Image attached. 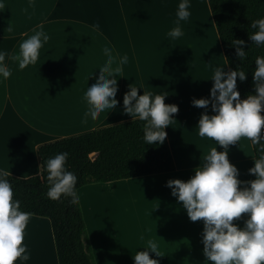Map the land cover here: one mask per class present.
Returning <instances> with one entry per match:
<instances>
[{"label": "crops", "instance_id": "1", "mask_svg": "<svg viewBox=\"0 0 264 264\" xmlns=\"http://www.w3.org/2000/svg\"><path fill=\"white\" fill-rule=\"evenodd\" d=\"M155 1L4 0V7L0 8V50L8 53L5 63L11 69L10 77L0 79V171L17 178L38 176L40 146L136 119L123 110V95L130 84L142 88L138 89V95L143 90L153 95L167 94L165 104L178 105V112L173 114L175 121L165 128L174 171L89 183L77 190L80 198L76 202L84 220V243L94 264H134L135 253L146 248L134 251L122 244L133 233V219H156L159 240L170 242V246L158 248L161 257L149 252V257L159 264H206L196 222L189 220L166 184L172 179L187 181L211 148L223 150L211 139L200 137L196 128L202 113L214 114L211 107H195L191 101L207 98L201 79L210 80L212 87V54H216L223 69L226 67L218 35L212 27L214 37L210 45L206 36L200 35L205 54L200 64L195 58L189 59V46L183 55L179 44L177 48L172 41L165 45L161 28L164 21L154 9ZM8 25L12 32L8 31ZM40 26L50 39L40 49L36 64L20 69L18 61L11 57L19 52L20 43ZM105 44L117 58L126 55L128 62L123 65L122 77H117L116 107L93 118L86 112L88 101L82 93L99 75L98 68L106 57ZM182 59L188 70L200 67L204 71L198 70L200 76L192 77L200 92L188 91L186 97L174 90L170 74L174 69L179 72ZM181 96L185 99L180 100ZM249 144L242 138L228 147L229 162L239 172L247 171L244 163L254 166ZM141 227L140 231H147L150 225L146 221ZM33 237L39 238L41 253L28 245L29 261L18 259L16 264H58L47 218L31 215L23 243Z\"/></svg>", "mask_w": 264, "mask_h": 264}, {"label": "clouds", "instance_id": "2", "mask_svg": "<svg viewBox=\"0 0 264 264\" xmlns=\"http://www.w3.org/2000/svg\"><path fill=\"white\" fill-rule=\"evenodd\" d=\"M190 6L191 0H180L176 27L170 30L169 37L175 39L184 34L180 22L190 17ZM3 7L4 0H0V8ZM251 27L257 30L249 35L250 40L257 45L264 44V17L254 20ZM7 29L13 31L10 25ZM49 39V34L40 26L20 43L19 52L11 58L18 61L20 69L34 65L40 49ZM243 44L242 40L232 41L241 61L247 56L240 47ZM103 50L106 57L98 68L99 75L82 93L88 101L86 112H90L93 118L116 107L117 77H122L123 65L128 62L126 55L114 56L107 44ZM7 55L6 51L0 50V79L11 76V69L5 63ZM255 65L252 73L255 95H248L243 100L237 90V78L244 81L245 71L242 68L231 71L214 68L210 98L193 99L191 103L203 109L211 104L214 114L202 113L196 128L200 137L215 141L223 150L211 148L187 181L172 179L166 184L171 195L182 204L189 220L203 222L206 264H264V116L261 115L264 108V56H257ZM128 88L123 95L125 114L144 121L145 144H162L167 136L165 128L175 121L173 114L178 112V105L165 104L167 94L153 95L143 90V94L138 95V89L142 88L132 84ZM242 138L250 141L256 153L254 166L248 169L255 179L249 181L238 179L239 171L228 159L229 145L239 143ZM68 155L66 149L61 150L44 162L48 185L46 196L57 199L63 194L71 201H78V177L65 164ZM9 175V172H0V264H16L18 259L23 262L30 259L23 241L31 213L22 211L20 202L13 199L12 185L7 179ZM242 214L247 218L243 227H239L233 221L240 219ZM149 252L161 257L156 242L149 240L147 248L133 256L134 264H159L157 259L149 257Z\"/></svg>", "mask_w": 264, "mask_h": 264}, {"label": "trees", "instance_id": "3", "mask_svg": "<svg viewBox=\"0 0 264 264\" xmlns=\"http://www.w3.org/2000/svg\"><path fill=\"white\" fill-rule=\"evenodd\" d=\"M206 2L228 71L237 68L245 71L244 81L237 78L240 99L255 95L252 73L256 67V57L264 56V44L257 45L250 40L249 35L257 30L251 27V23L264 17V0ZM233 40L244 41L240 46L247 52L243 61L236 56ZM261 115L264 116V108ZM143 125L144 121L134 119L42 145L38 149L40 175L29 178L7 177L12 185L13 199L20 202L21 210L49 220L58 264L94 263L84 243V220L77 202L63 194L57 199L46 196L48 185L44 162L66 149L69 155L65 164L77 174V190L89 183H110L174 171L167 138L162 144H145ZM251 147L255 158V150Z\"/></svg>", "mask_w": 264, "mask_h": 264}, {"label": "rangeland", "instance_id": "4", "mask_svg": "<svg viewBox=\"0 0 264 264\" xmlns=\"http://www.w3.org/2000/svg\"><path fill=\"white\" fill-rule=\"evenodd\" d=\"M180 0H156L155 1V7L154 9H157L158 12L160 13L159 16L163 19V26H161L162 30H163V37H162V41L168 43L169 41H172V43H175V47H178L179 44V48L181 49L182 53L187 54L186 52V46H189L190 51H188L189 54V59H196V63L200 64L201 60L203 61L205 59V54L202 53V41L200 38V35H205L203 33L207 31V29L209 28V31H211V27L212 29L215 31L216 30L214 28V24L210 15V11H209V7L208 4L206 2V0H191V6H190V12L191 15L188 18V20L186 21H181L180 22V26L182 27L183 30V35L181 37L177 38V41H174V38H171L168 36L169 31L176 27V12H177V8H178V4H179ZM143 27V26H142ZM161 30V29H160ZM165 30V31H164ZM206 39L208 40L207 42L210 45V36L208 34L205 35ZM212 39H213V33L211 34ZM176 40V38H175ZM148 42L151 43V41L148 39ZM220 47V44H219ZM214 49V48H213ZM221 50V47H220ZM215 51V49H214ZM192 58H191V55ZM222 53V50H221ZM166 54H168V51H165V56ZM216 54H212V71L214 70V68L216 67V63H217V67H221L219 63H221L220 61H218L215 58ZM187 57V55H186ZM185 57V59H186ZM222 57H223V53H222ZM165 61H168V58L165 57ZM165 61L164 62V68L166 70V72L168 71V67L165 66ZM223 61H224V65H225V69L226 71H228L226 62L224 60L223 57ZM219 62V63H218ZM223 67V66H222ZM180 70L178 72V70L174 69L171 70L170 74L173 78V82L172 83V87H174V90L177 92V90H179L182 95H184L185 97L188 94V91H196L197 93L200 92V87L199 85H197V81L193 80L192 77L193 76H200L198 75V70H200V67H196L194 70H188L187 67L185 66V61H183V59L180 62ZM224 68V67H223ZM225 69H223L225 71ZM201 73H203L204 71L200 70ZM212 75V73H211ZM212 82V80H211ZM201 84L205 86V91H207V98H210V80L207 79V81H205L204 79H201ZM203 93L201 92L200 95H202ZM181 96L180 100H184L185 97ZM209 106L211 107V104H209ZM248 143L249 140H247ZM215 141L212 140V143H214ZM251 147V144H249ZM208 146V144H207ZM252 149V147H251ZM252 153V152H251ZM243 165H245L246 167V172H239V176L238 179H240L241 181H249V180H253L254 179V174H249L248 169L251 168L250 165L248 163H244ZM241 173V175H240ZM250 178V179H249ZM150 209V208H149ZM247 218L246 214H242L241 218L238 219V221L234 220L235 223H237V225L239 227H243V223L244 220ZM241 219H243V221H241ZM183 221L185 219H182ZM240 220V222H239ZM132 221H134V225L135 228H133V233L131 234L130 239H123L122 240V244L127 245V247L133 249L134 251L138 250V249H145L147 248V242L149 240H152L154 242H156L158 248H164L167 246H170V242L167 241H163V240H159V235L156 232V219H133ZM148 222L150 227L147 229V231H140V229H142L141 227V223H145ZM233 221V222H234ZM196 222V226L198 229V233H200L202 235V230H203V222L198 220L195 221ZM239 222V224H238ZM241 223V224H240ZM134 231L136 232L134 234ZM139 231V232H138ZM121 242V241H120Z\"/></svg>", "mask_w": 264, "mask_h": 264}, {"label": "bare ground", "instance_id": "5", "mask_svg": "<svg viewBox=\"0 0 264 264\" xmlns=\"http://www.w3.org/2000/svg\"><path fill=\"white\" fill-rule=\"evenodd\" d=\"M203 33L206 35V34H208L209 36H210V41H211V32L209 31V28L207 29V31L206 32H204V30H203ZM176 40H177V38H176ZM208 41V40H207ZM183 55H184V53H183ZM218 65H217V63H216V67H217ZM240 175H241V173H240ZM250 179V178H249ZM236 221V220H235ZM235 221H234V223H235ZM238 221V220H237ZM241 221H243V219H241ZM239 222H240V220H239ZM239 222H238V224H239ZM243 223V222H242ZM237 224V223H236ZM241 224V223H240ZM243 225V224H242ZM24 244H26L27 246L28 245H31V246H33L35 249H37V251L38 252H40L41 253V245H40V240H39V238L38 237H33V238H31L30 239V242H24Z\"/></svg>", "mask_w": 264, "mask_h": 264}]
</instances>
